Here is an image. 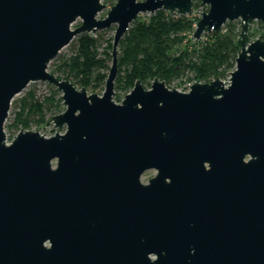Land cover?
Returning a JSON list of instances; mask_svg holds the SVG:
<instances>
[{"label":"water","instance_id":"obj_1","mask_svg":"<svg viewBox=\"0 0 264 264\" xmlns=\"http://www.w3.org/2000/svg\"><path fill=\"white\" fill-rule=\"evenodd\" d=\"M195 2L207 10L193 40L239 21L228 80L186 92L136 80L115 102L130 24L189 15ZM104 8L0 0V264H264V39L248 35L264 24V0H116L97 18ZM112 25L100 95L48 71L75 36ZM34 82L61 92L64 110L47 122L57 131L19 130L6 143L11 102Z\"/></svg>","mask_w":264,"mask_h":264},{"label":"trees","instance_id":"obj_2","mask_svg":"<svg viewBox=\"0 0 264 264\" xmlns=\"http://www.w3.org/2000/svg\"><path fill=\"white\" fill-rule=\"evenodd\" d=\"M196 5L199 3L193 4ZM195 22L191 17L170 15L163 10L143 18L138 16L117 47L114 90L125 95L136 80L148 88L153 79L168 84L185 74H190L189 80L202 83L225 78L234 69L238 53L235 41L229 35L215 33L211 41L191 44L186 33ZM227 25L232 27V35L235 23ZM111 44L112 37L105 39L99 31L77 35L70 42L68 54L58 56L49 72L69 80L76 88L101 94L110 67ZM47 86L48 95L37 98L34 92L28 91L14 104L18 110L8 129L26 130L31 122L43 124L60 112L61 92L50 84ZM115 101H120L119 94L115 95Z\"/></svg>","mask_w":264,"mask_h":264},{"label":"rangeland","instance_id":"obj_3","mask_svg":"<svg viewBox=\"0 0 264 264\" xmlns=\"http://www.w3.org/2000/svg\"><path fill=\"white\" fill-rule=\"evenodd\" d=\"M100 2L105 5V8L102 11L99 12V14L97 15V18L102 19V18L105 17L106 12L110 8V6H112L116 2V0H100ZM193 9H194L193 13H191L189 15H184V16L191 17L193 19H196V21H197L200 18L198 16V13L199 12H205L207 10V6H200V4H199V5L193 6ZM148 15L149 14H140L139 17L143 18V17H147ZM228 23H235V27L232 30V35H231V32H230L232 27L228 26L227 25ZM79 24H80V20H77L72 25V28L77 27ZM194 25H195V23L193 24L192 30H190V31H188L186 33V35L190 39V43L191 44L196 42V41L207 42V41H211L212 40V36L211 35L215 34V33L203 34L201 36L200 40H193L191 38V36H192V32L194 30ZM261 25L262 24H260L258 22H252L249 25L248 35L251 38V40H254L256 38L262 39L260 36H262V35L264 36V27H262ZM114 30H115V25H112L109 28H107V29H105L103 31H99V32H102L104 38L108 39V38H111L113 36ZM239 32H240L239 21H233V22H226L220 28V30L218 32H216V33H219L222 36H228L229 35L233 39V41H235V43H236V40L238 38ZM70 47H71V45L69 43L66 47L61 49L60 53L49 63L48 68H47L48 71H50L53 68L54 63L56 62L55 59L58 56H62V55L68 54V52L70 51ZM238 52H239V48H238ZM230 71H232V70H230ZM229 72H227V76L225 78H222V79L220 78V79L223 80V81H227L228 80V76H229ZM190 77H191L190 74H185L183 78L172 80L170 83L165 84V85L169 89H176L178 91L187 90L186 89L187 84H192L194 82V80L191 81V80L188 79ZM28 91L34 92L35 95L37 96V98H41L42 96H46V95L49 94V87L47 86L46 83H41V82L29 83V85L21 93H19L18 95H16L13 98V100H12L13 103L11 102L10 109H9V112H8V116H7V119H6L5 123H4V132H5V135H6V140L8 142H10L12 137L15 136L18 133V131H19V130L16 131L14 129H8V127H7L12 122V120H13V118L15 116V113L18 110L17 107H15L14 104L15 103L18 104V101L23 99ZM88 94H92V93H88ZM96 94L100 95L99 93H96ZM116 94H119L120 100L124 96L121 92H117V91L114 90V96H113V100L114 101H115V95ZM115 102H118V101H115ZM63 110H64V106L62 105V102H61L60 112L59 113H61ZM54 115H56V114H54ZM49 119H47V121L45 123L38 124V125L35 122H31L30 126L26 130L37 131L38 133H40V134H42L44 136H50L52 133H54L57 130L54 128L52 123L47 124ZM60 132L62 133L63 130H61ZM153 173H154L153 171H147L146 173H144V175L142 176L141 180L143 182H145L149 177H151L153 175Z\"/></svg>","mask_w":264,"mask_h":264},{"label":"flooded vegetation","instance_id":"obj_4","mask_svg":"<svg viewBox=\"0 0 264 264\" xmlns=\"http://www.w3.org/2000/svg\"><path fill=\"white\" fill-rule=\"evenodd\" d=\"M262 25H264V24H262ZM205 166L207 167L208 165L206 164ZM149 171H153V172H154L153 175H152L151 177H149L145 182H143V181L140 179L141 182L144 183V184H146L150 178H152L153 176L156 175V171H154V170H149ZM145 173H146V172H145ZM143 175H144V174H143ZM143 175H142V176H143ZM142 176H141V178H142Z\"/></svg>","mask_w":264,"mask_h":264},{"label":"built area","instance_id":"obj_5","mask_svg":"<svg viewBox=\"0 0 264 264\" xmlns=\"http://www.w3.org/2000/svg\"><path fill=\"white\" fill-rule=\"evenodd\" d=\"M193 8H192V12L191 13H193ZM198 16L200 17V13H198ZM191 84H187V86H186V89L187 90H183L182 92H186V91H188V88H189V86H190ZM6 143H9L7 140H6Z\"/></svg>","mask_w":264,"mask_h":264}]
</instances>
